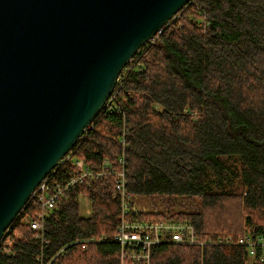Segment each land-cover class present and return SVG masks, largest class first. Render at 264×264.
Returning <instances> with one entry per match:
<instances>
[{"label":"trees","instance_id":"obj_1","mask_svg":"<svg viewBox=\"0 0 264 264\" xmlns=\"http://www.w3.org/2000/svg\"><path fill=\"white\" fill-rule=\"evenodd\" d=\"M132 59L115 84L128 104L101 109L72 156L92 170L104 159L123 167L129 216L187 220L207 241L155 245L150 264H264V249L224 241L264 237V0H189ZM74 173L70 160L47 178ZM114 178L76 186L42 230L30 227L31 197L7 228L17 237L0 264H120Z\"/></svg>","mask_w":264,"mask_h":264},{"label":"water","instance_id":"obj_2","mask_svg":"<svg viewBox=\"0 0 264 264\" xmlns=\"http://www.w3.org/2000/svg\"><path fill=\"white\" fill-rule=\"evenodd\" d=\"M189 0H0V240Z\"/></svg>","mask_w":264,"mask_h":264},{"label":"built area","instance_id":"obj_3","mask_svg":"<svg viewBox=\"0 0 264 264\" xmlns=\"http://www.w3.org/2000/svg\"><path fill=\"white\" fill-rule=\"evenodd\" d=\"M160 32V31H159ZM156 36V35H155ZM154 36V37H155ZM151 38V40L154 39ZM131 58L129 62H132ZM118 79V78H117ZM116 86V85H115ZM114 89L109 98L104 103L102 109L107 111H121L116 100L127 103V100L119 93L118 89ZM127 128L123 125L121 128L120 143L122 147H126L128 142L125 140ZM72 160L75 168V173L69 178L62 181H55L47 178V175L34 189L31 197H34L38 204V211L34 218L29 219L30 227L33 230H42L43 223L48 217L49 212L55 207L60 199L68 196V193L76 186L82 183H89L93 177H101L105 175H114V183L117 192L120 195V219L117 225V230L111 236L114 242L119 245L120 264H150L151 250L153 246L163 243H175L182 245H202L207 241L201 240L195 233L194 226L187 220L182 219H164L151 220L141 219L129 216L130 204L129 193L125 186V175L123 167L114 166L107 159L99 163L98 168L92 170L86 166L82 159L74 158L72 151H69L58 163ZM120 164H123V157L118 159ZM30 197V198H31ZM7 231V230H6ZM5 231L0 240V251L8 254L12 251L13 239L17 237L15 233H7ZM92 240V239H91ZM226 243L238 244L246 246L250 254H254L256 247L264 249V237L252 239L248 236H241L237 239L226 237ZM264 260V252L261 255Z\"/></svg>","mask_w":264,"mask_h":264},{"label":"rangeland","instance_id":"obj_4","mask_svg":"<svg viewBox=\"0 0 264 264\" xmlns=\"http://www.w3.org/2000/svg\"><path fill=\"white\" fill-rule=\"evenodd\" d=\"M151 41H153V40H151ZM88 211H89L88 202H87V200L85 198H82L81 199V213L83 215H87Z\"/></svg>","mask_w":264,"mask_h":264}]
</instances>
